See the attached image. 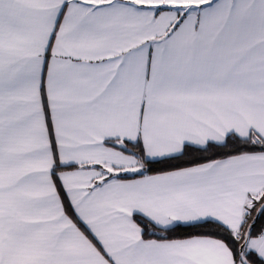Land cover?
<instances>
[{
  "label": "snow or ice",
  "instance_id": "1",
  "mask_svg": "<svg viewBox=\"0 0 264 264\" xmlns=\"http://www.w3.org/2000/svg\"><path fill=\"white\" fill-rule=\"evenodd\" d=\"M0 264H264V0H0Z\"/></svg>",
  "mask_w": 264,
  "mask_h": 264
}]
</instances>
